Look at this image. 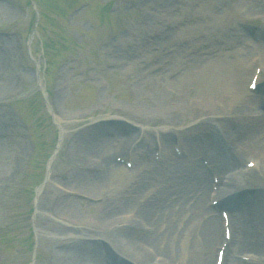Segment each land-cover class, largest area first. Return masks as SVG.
<instances>
[{"label":"rangeland","instance_id":"1","mask_svg":"<svg viewBox=\"0 0 264 264\" xmlns=\"http://www.w3.org/2000/svg\"><path fill=\"white\" fill-rule=\"evenodd\" d=\"M8 1H0V264H108L99 253L101 263L93 252L87 258L76 238L117 239L119 227L130 241L140 229L162 234L157 250L145 249L150 262L189 264L192 244H203L198 230L218 215L208 198L191 207L209 184H181L189 166L178 161L196 156L194 172L203 169L199 157L214 162L212 138L198 135L214 131L212 123L225 131L231 159H264V111L246 88L257 68L264 80V0H90L79 11L70 10L86 0ZM254 20L258 41L238 24ZM209 63H221L233 87L210 80ZM234 95L251 107L238 106ZM185 131L199 145L176 160L170 145L186 142L178 138ZM155 146L167 160L153 159ZM263 169L257 163L251 171L257 187ZM256 193L235 197L232 208L248 209ZM253 229L261 246L235 241L225 264H241L230 254L247 251L264 260V225ZM217 230L210 254L201 251L196 264L213 263Z\"/></svg>","mask_w":264,"mask_h":264},{"label":"bare ground","instance_id":"2","mask_svg":"<svg viewBox=\"0 0 264 264\" xmlns=\"http://www.w3.org/2000/svg\"><path fill=\"white\" fill-rule=\"evenodd\" d=\"M223 65L221 63H219L218 65L216 64H211L209 63V65H207L204 70L206 73V76L210 78V80H214V81H218L220 83H223L225 86H229V87H233L234 85V80L235 77L233 75H231V73H227V72H223ZM179 78L182 77V75L177 76ZM248 91V90H247ZM249 92V91H248ZM236 99H238V101H240L239 98H237L236 95H234ZM261 101L262 104H264V92L261 94ZM248 106L251 107L250 101H240L238 106ZM253 119V118H252ZM223 132V130H222ZM228 131L226 130V133ZM225 134V131L223 132ZM229 133V132H228ZM193 136H195L193 133H191ZM191 134L188 131L183 132L182 136H180V138H182V140H185L186 142H180L178 143V147H180L181 149L183 148H188L190 149V147L194 145H199V142H197V140L193 137H191ZM213 131H209L207 130V132L205 130H201V133H198V135L203 136V138H205L204 136L207 135L210 138H212L215 136H212ZM254 134H251V140L255 139V137L253 136ZM160 141L162 142V139H160ZM207 141L209 142V140L207 139ZM214 142V140H213ZM187 145V146H186ZM161 146V144H160ZM216 146V145H215ZM217 149V148H216ZM198 152V151H197ZM218 153L213 152V169L216 167L221 168L224 165H233L234 164V159L230 158L229 152L228 151H217ZM108 155L106 154V158ZM83 158V157H82ZM258 159V164L262 165V168H264V159H260L259 157H256ZM180 167V166H179ZM264 170V169H263ZM222 173V172H221ZM183 182L182 183H186V187L190 188L189 186H191V188L194 187H198V189H203L205 187V185L208 183L209 184V177H208V172L200 169V172H194V171H188V175L187 176H183L182 178ZM187 181V182H186ZM250 182L249 179H246L243 175L238 174V176L234 177L233 179V187H231L229 189V187L225 188V190L222 191L221 194H218L216 196V198H223L222 201L223 203L227 204L229 207L233 206V203H231L232 198L234 199L235 197H227L224 199L223 194H225V196H232L231 194H229L230 192H236V191H243V189L246 188H254L252 187V185L248 186V183ZM241 186V187H239ZM246 187V188H245ZM145 187H143L142 189H144ZM261 189V193H256V197L253 198V200L251 199L250 202H248L250 205L248 206L249 208L247 209V207H243L242 209L239 210H233L230 211L229 215L232 216V218L235 217V221L233 219L234 222V227H233V223L231 222L233 229V234L235 236V241H236V245L238 246H243L244 244H240L239 241H241L239 238L241 237V235L243 234H247L249 235L251 232L254 231L253 227L254 226H259V225H264V214H263V207H264V186L260 187ZM240 192L236 193V195H238ZM257 192V191H256ZM207 198V196H204V194L202 193V197L198 198L195 200V202L193 203V205L191 207H193L194 210H199L200 208H202V201H205ZM174 201V200H172ZM171 202V201H170ZM175 202V201H174ZM247 203H244L243 206H246ZM173 205V204H170ZM151 207H156V206H152ZM57 208V206H56ZM182 206H178V210L182 209ZM238 208V207H237ZM154 209V208H153ZM172 210V209H171ZM150 216V212L147 213V217ZM146 217V220H147ZM231 218V220H232ZM132 219V218H129ZM241 220V222H240ZM251 220V221H248ZM136 222V221H135ZM139 222V221H138ZM103 226L102 230L104 228H109L106 225H108V220H104L103 221ZM133 223V228L136 226V224ZM137 223V222H136ZM102 222L98 225H101ZM219 225V219L216 216H212L211 218L207 219V221L203 224L202 228H201V236L203 238V244L202 245H197V244H192L191 249H190V257H189V264H196L194 262L195 257L200 256V252L201 251H205L206 255L210 254L211 251V247L213 244V241L216 239L217 236V227ZM189 226V224H188ZM120 229L118 231H114V234L116 235L117 239H113L109 237H105L103 234L104 233H99L97 235H99L100 237H104L105 241L108 242L110 245L113 243V247L116 250L115 254L111 253V249L108 250V252L106 253V258H109L111 260L116 261V254H121V255H125L126 258H131V260H133L134 262L139 261V262H146L148 264H165L164 259H161V261H157L156 263H152L150 262V258H149V253L146 252V247H151L154 249H156V243H157V239L159 238L158 236H156V234H154L151 230H148V232L141 238L135 239L133 241L130 240H126L124 239L125 237L122 236V234L124 233L122 228L119 227ZM136 228V227H135ZM171 228V226H167V229L165 230H169ZM86 234H79L77 236V238L79 236H83ZM96 236V234H95ZM184 237V235H183ZM181 237V238H183ZM109 238V239H108ZM244 239V237L242 238V240ZM242 242V241H241ZM180 244V243H179ZM252 244H250L251 246ZM201 246L202 248H199ZM253 246L255 248H258L261 246L260 242H253ZM179 248V247H178ZM157 250V249H156ZM90 251L87 250L86 252V257L87 254ZM256 252V251H255ZM158 253V251H157ZM257 253V252H256ZM204 254V253H203ZM201 254V255H203ZM119 258V257H118ZM235 261V260H234ZM83 263L86 264H95L93 262H87V261H81ZM117 262V261H116ZM236 262V261H235ZM119 263V262H118ZM122 264H124L125 262H121ZM119 263V264H121ZM137 263V262H136ZM145 263V264H146ZM236 263H240L239 261H237Z\"/></svg>","mask_w":264,"mask_h":264}]
</instances>
